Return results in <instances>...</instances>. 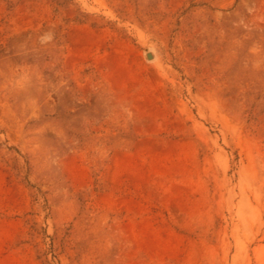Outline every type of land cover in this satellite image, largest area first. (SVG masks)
Segmentation results:
<instances>
[{
	"label": "rangeland",
	"instance_id": "374dc122",
	"mask_svg": "<svg viewBox=\"0 0 264 264\" xmlns=\"http://www.w3.org/2000/svg\"><path fill=\"white\" fill-rule=\"evenodd\" d=\"M0 264H264V0H0Z\"/></svg>",
	"mask_w": 264,
	"mask_h": 264
},
{
	"label": "water",
	"instance_id": "95a60500",
	"mask_svg": "<svg viewBox=\"0 0 264 264\" xmlns=\"http://www.w3.org/2000/svg\"><path fill=\"white\" fill-rule=\"evenodd\" d=\"M148 57H152V54L151 53H148Z\"/></svg>",
	"mask_w": 264,
	"mask_h": 264
}]
</instances>
